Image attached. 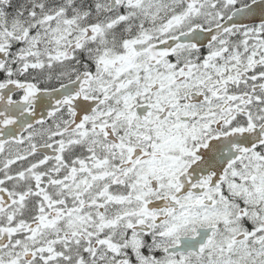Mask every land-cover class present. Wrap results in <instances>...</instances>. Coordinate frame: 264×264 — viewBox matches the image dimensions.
<instances>
[{"label": "snow or ice", "instance_id": "obj_1", "mask_svg": "<svg viewBox=\"0 0 264 264\" xmlns=\"http://www.w3.org/2000/svg\"><path fill=\"white\" fill-rule=\"evenodd\" d=\"M0 264H264V0H0Z\"/></svg>", "mask_w": 264, "mask_h": 264}]
</instances>
